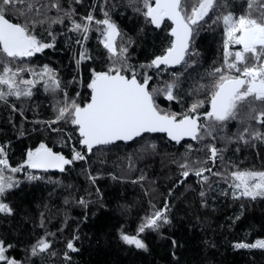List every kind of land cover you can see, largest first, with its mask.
<instances>
[{
    "label": "snow or ice",
    "instance_id": "6c2138e0",
    "mask_svg": "<svg viewBox=\"0 0 264 264\" xmlns=\"http://www.w3.org/2000/svg\"><path fill=\"white\" fill-rule=\"evenodd\" d=\"M83 4L84 0H71L66 6L63 0H0V101L7 104L9 97L30 101L34 90L42 86L53 98L50 105L52 118L27 121L23 107L17 109L11 104L12 112L19 111L22 119L19 128L13 122V129L17 139L43 132L57 134L54 143L62 144L61 150H54L46 138L38 136L37 141L24 149L20 161L13 165L10 163V150L15 151L13 142H0V215L12 217L16 214L7 197L20 188L22 181L17 174L21 173L29 183L44 181L53 185L54 190L63 186L68 193L64 204L75 203L84 209V216L66 240L63 234L68 227V217L65 216L57 232H51L48 230L49 218L41 211L38 223L32 222L33 234L31 242L23 248V259H17L15 255L18 241L7 235L0 236V264H36V259L41 264H52L51 258L61 255V264H74L72 254L81 251L77 246L82 242L80 224L87 220L88 208L93 201L86 200L83 195L77 199L72 192L73 184L63 185L60 178L47 175L48 171L70 173L76 162H82L81 174L90 185H95L99 170L93 175L88 163L93 154L103 155L121 142L127 147L129 142L144 141L133 153L122 158L128 161L127 168L131 171L137 167L138 160L157 152V145L149 141L150 134L156 133L163 134L168 143L180 145L185 138H190L201 147L194 149L192 144L185 143V152L171 161L177 166L178 177L167 194H162L160 206L153 202L156 197L152 196L134 233L127 231L123 224L116 231L125 245L143 252L149 251L148 233H156L158 238L168 241L172 264H180L177 254L184 247L183 241L166 235L161 229L172 226V198L176 196L178 186H184L186 192L195 191L187 185V178H196L201 209L210 207V197L215 201L214 191L225 197L230 191L234 201L264 199V170L241 169L235 162L225 160V152L232 143L255 146L256 141H264V132L252 124L255 121L264 128V0H246L239 14L227 0H126L122 6L143 17L139 33L144 32V25L167 29V43L161 53L140 64L132 62L130 48L134 40L122 32L111 15L121 5L115 0H93L86 8V14H78L73 5ZM97 8L102 18L95 15ZM209 19L212 21L209 28L213 25L223 28L222 63L217 66L214 62L209 71L200 74V81L206 79V83L189 76L193 84L184 91L185 73L199 67L200 53L195 47V38ZM54 25H61L66 32H56ZM38 28L45 31L46 36L38 34ZM93 29L98 33V42L106 57L103 53L94 57L87 47ZM71 33L75 36L67 35L65 46L72 52L75 69L66 83L48 64L41 65L39 70L21 66L24 58L34 57L45 49H55L58 36ZM85 62L92 65L87 67V75L84 73ZM97 63L101 65L99 68L95 66ZM176 65L183 67L185 72H171L170 78L164 79L169 75V67ZM149 70H154L155 75ZM165 101L168 107L162 106ZM172 102L180 104L181 110H173ZM230 120H239L242 131L225 135V124ZM25 123L40 127L28 129ZM61 123L64 127H60ZM218 140L223 146L217 145ZM69 146L70 156L64 152ZM194 150L204 152L203 159L192 158ZM217 160L222 165L219 169H216ZM109 176L117 179L112 173ZM214 177L218 179L213 180ZM145 180L147 176L141 170L132 183H141L144 187ZM220 180L228 185L227 189L220 188ZM96 195L99 199L95 203L106 207L99 187H96ZM145 195H149V189H145ZM43 207L47 209L48 204ZM244 207L241 204L240 211L231 217L229 229L240 220ZM197 222H201L199 217ZM36 229L42 230V234L37 235ZM57 233L61 241L56 240ZM58 242L63 243L62 249L55 248ZM203 243L206 247H215L209 240ZM232 247L264 250V238L253 242L234 240Z\"/></svg>",
    "mask_w": 264,
    "mask_h": 264
},
{
    "label": "trees",
    "instance_id": "16d2710c",
    "mask_svg": "<svg viewBox=\"0 0 264 264\" xmlns=\"http://www.w3.org/2000/svg\"><path fill=\"white\" fill-rule=\"evenodd\" d=\"M124 0H115L118 5H123ZM71 0H63L65 6ZM93 0H84L83 5H73L78 14H86V8ZM246 0H227V4L239 14L244 8ZM116 8L112 11V18L120 26L122 32L127 33L134 40L133 46L130 48L132 54V62L135 64L147 63L154 55L161 53L162 48L167 43V29H155L153 26L144 25V32L139 33L143 23V17L134 14L130 8L121 10ZM52 14H55L54 12ZM97 18H102L99 9L95 10ZM67 23V21H65ZM170 23V22H168ZM211 19L204 25L195 38V47L200 53L199 67L193 72L185 73L183 81V90L193 84V79L197 82L206 83L207 80L200 81V74H205L210 70V66L216 62L217 66L222 63V25H213ZM56 32H66L61 25H54ZM37 33L46 36V32L37 29ZM66 34L58 36V43L55 49H45L43 53H37L34 57L24 58L21 66H31L39 70L43 64L57 70L60 78L64 83L72 78L75 69V63L72 60V52L65 46ZM87 47L92 50L93 56L97 53H106L98 42V33L93 29L89 33V39L86 42ZM92 65L85 62L84 73L87 75V67ZM99 68L101 65H95ZM150 74L155 75L154 70H149ZM171 72L182 73L185 69L178 65L176 68H169L168 74L164 79H169ZM27 78V73L24 74ZM189 76L193 79H189ZM155 83V81H153ZM52 96L46 94L43 87L40 86L34 90L31 100L17 101L14 97L8 98V103L0 101V142L11 140L14 153L10 150V163L15 165L20 161L21 155L28 146L40 138H46L50 147L54 150H61L62 144L54 143L57 141V134L48 133H32L27 138L17 139L13 122L19 128L22 119L20 112H12L9 105L15 104L17 109L23 107L24 115L27 121L34 119L48 120L53 116L51 108ZM188 99H191L190 97ZM164 107H168V102H164ZM171 107L175 111H180V104L172 102ZM35 109V110H34ZM253 126L264 132V128L252 122ZM28 129L32 127L39 128L40 125H32L25 123ZM60 127H64L61 123ZM243 125L239 120H230L225 124L224 134L232 136L242 131ZM149 141L157 145V152L148 154L146 158L137 161V167L131 171L128 170L126 157L129 153H133L135 149L144 144L139 141L138 144L129 142L127 147L123 143H119L117 147L110 148L103 155L100 153L93 154L88 163L91 165L93 175L99 170V178L95 185H90L86 176L81 174L84 167L82 162H76L74 169L70 173L48 172L47 175L53 178H60L63 185L73 184L72 192L76 194V198L83 195L86 200L93 201L88 208L87 220L80 224L79 234L82 242H78L81 251L72 254L74 264H172L171 248L168 241L158 238L156 233H148L147 242L149 251L143 252L135 249L134 246L125 245L119 240L117 228L121 224L130 233H134L139 223V218L144 215L148 209L149 200L152 196L156 199L153 201L160 206L163 199L162 194H167L168 188L172 186L178 177V169L171 161L179 157L185 152L184 144L190 143L194 149L201 147L196 141H183L180 145L173 142H166V138L160 134H150ZM218 146H223L217 141ZM70 147L64 148L66 155L70 156ZM239 148V151H237ZM167 154V155H165ZM205 153L193 151L192 158L203 159ZM225 160L227 162H235L237 167L241 169L264 170V141H256L255 146L252 144L245 145L243 143H232L225 152ZM103 161V163H101ZM222 167L219 160L216 162V169ZM214 169V170H216ZM141 170L147 176V180L141 183H132L137 176L141 174ZM35 171V170H33ZM112 173L117 179L109 176ZM22 181L20 188L12 192L8 197L15 208L16 214L12 217H4L0 215V236L7 235L13 240H17L15 255L17 259H23L25 252L23 248L30 243V237L33 234V221H39V213L44 211L49 218L48 230L57 232L65 216L68 217V227L63 234V239L70 237L73 229L84 216V209L75 204H64V197L68 195L63 186L55 187L46 184L44 181H34L29 183L24 179L23 174H17ZM216 180L218 178H212ZM155 181V183H150ZM187 185L192 186L195 191H185L184 186H178L176 196L173 200V210L171 212L172 226H165L161 229L166 235L175 236L184 243V247L179 249L177 258L180 264H264V250L259 249H233L232 241L245 240L253 242L258 238H264V199L257 198L256 201L248 199L232 200L231 192L228 196H221L217 191L212 193L216 197L215 201L209 198L210 207L201 209L199 207V198L197 193L199 185L196 184L195 176L187 178ZM221 189H227L228 185L220 180ZM96 187L101 191V197L106 207H99L95 201L99 199L96 195ZM145 189H149V195H145ZM91 193V195H89ZM181 193H184L181 196ZM180 197V199H176ZM47 203L48 208L43 205ZM244 204V212L240 220L229 229L231 217L240 211V205ZM214 207V210H213ZM93 212L96 215H93ZM200 218V223L197 222ZM27 218V219H26ZM224 225L221 227V225ZM36 234H42V230L36 229ZM59 233L56 240L61 241ZM204 240H209L215 244V247H206ZM56 249H62L63 243L55 244ZM35 259V258H34ZM52 264H61L62 255L60 257H52ZM36 264H41L36 259Z\"/></svg>",
    "mask_w": 264,
    "mask_h": 264
},
{
    "label": "water",
    "instance_id": "95a60500",
    "mask_svg": "<svg viewBox=\"0 0 264 264\" xmlns=\"http://www.w3.org/2000/svg\"><path fill=\"white\" fill-rule=\"evenodd\" d=\"M177 66L178 65H176V66H170L169 68H176ZM156 134H159V133H156ZM160 135H163V134H160ZM184 141H192V140L190 138H185ZM173 143H175V142H173ZM56 171H58V170L52 169V170H49L48 172H56Z\"/></svg>",
    "mask_w": 264,
    "mask_h": 264
},
{
    "label": "rangeland",
    "instance_id": "374dc122",
    "mask_svg": "<svg viewBox=\"0 0 264 264\" xmlns=\"http://www.w3.org/2000/svg\"><path fill=\"white\" fill-rule=\"evenodd\" d=\"M126 2V0H124L122 3L124 4ZM123 7V6H122ZM121 7V8H122ZM121 10H126L124 7Z\"/></svg>",
    "mask_w": 264,
    "mask_h": 264
}]
</instances>
